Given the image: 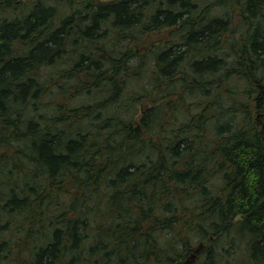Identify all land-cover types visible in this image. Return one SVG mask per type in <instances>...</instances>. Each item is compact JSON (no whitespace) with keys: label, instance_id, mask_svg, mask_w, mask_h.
<instances>
[{"label":"trees","instance_id":"trees-1","mask_svg":"<svg viewBox=\"0 0 264 264\" xmlns=\"http://www.w3.org/2000/svg\"><path fill=\"white\" fill-rule=\"evenodd\" d=\"M58 5L0 0V264H264V0Z\"/></svg>","mask_w":264,"mask_h":264},{"label":"rangeland","instance_id":"rangeland-1","mask_svg":"<svg viewBox=\"0 0 264 264\" xmlns=\"http://www.w3.org/2000/svg\"><path fill=\"white\" fill-rule=\"evenodd\" d=\"M32 1H36V0H32ZM62 2H60V4L58 3V0H46L47 3L49 4H53V5H58V11L61 13V14H65V6L68 4L70 5V3H72L73 5L77 4V2H82V1H86V0H61ZM104 1V0H103ZM106 1V0H105ZM56 2V3H55ZM65 4V5H64ZM62 5V6H61ZM257 115V114H256ZM258 120L259 117H258Z\"/></svg>","mask_w":264,"mask_h":264},{"label":"bare ground","instance_id":"bare-ground-1","mask_svg":"<svg viewBox=\"0 0 264 264\" xmlns=\"http://www.w3.org/2000/svg\"><path fill=\"white\" fill-rule=\"evenodd\" d=\"M52 1V0H51ZM62 2V1H61ZM56 3V2H55ZM60 4V3H59ZM62 6V5H61ZM39 104V103H38ZM41 107V106H40Z\"/></svg>","mask_w":264,"mask_h":264}]
</instances>
